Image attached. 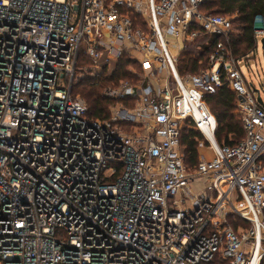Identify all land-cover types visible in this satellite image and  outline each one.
I'll return each instance as SVG.
<instances>
[{
    "label": "built area",
    "instance_id": "1",
    "mask_svg": "<svg viewBox=\"0 0 264 264\" xmlns=\"http://www.w3.org/2000/svg\"><path fill=\"white\" fill-rule=\"evenodd\" d=\"M206 1L0 0V264H262L264 83L239 64L264 50V20L237 57L232 19L202 14ZM199 34L218 36L208 68L181 76L174 56ZM83 43L94 65L128 53L144 73L105 92L133 106L104 121L73 95ZM220 88L244 131L234 146L218 144L204 101ZM183 124L209 153L195 166Z\"/></svg>",
    "mask_w": 264,
    "mask_h": 264
},
{
    "label": "trees",
    "instance_id": "2",
    "mask_svg": "<svg viewBox=\"0 0 264 264\" xmlns=\"http://www.w3.org/2000/svg\"><path fill=\"white\" fill-rule=\"evenodd\" d=\"M203 5V10L207 12L205 13L206 15L222 16L234 13L238 14L239 17L237 23L243 30L242 36L239 39L242 41V44H245V50L239 52L235 39L233 38L231 41V48L235 54L240 55L245 51H249L253 47V21L257 16L262 17L264 20V0H207ZM212 7L216 10L213 9L215 11L211 10V12H209L208 9L210 10ZM209 39L211 40L207 47L200 53L197 51L198 48L196 47L195 49V46H192V44L184 49V55L189 59L184 64L186 70L180 72L181 74L184 73L183 76L198 73L202 68L201 61H203V59V64L206 65L208 54L218 40V36L213 35ZM192 54L194 55L193 57ZM79 57L78 63L83 66L87 60L82 53ZM129 63L130 62L127 59H123L119 65L116 66L115 70L108 74V77H105V73L103 74L104 77L101 79L102 82H116L118 79H125L127 75H130L129 72L125 70V67L128 66ZM186 71L187 73H185ZM104 85L106 84H99L95 81L92 83L90 81H80L73 89L74 91L76 88L78 91L77 93H80L81 97L84 98L88 108L87 117L89 118L101 121L109 118L108 109L112 102L101 96L102 87ZM204 101L207 107L209 105L210 110L212 111L211 114L215 117L217 123L216 141L220 146H234L243 139L244 131L242 124L234 113L235 95L232 92L226 88H220L215 94L205 96ZM125 104H127V101L124 102V105ZM200 139V135L191 128H188L187 132L183 133L181 137L180 145L184 148L186 155L188 156L190 166L194 165L193 163H195V165L197 164L195 161L197 160V147ZM208 264L225 263L220 260V257L218 256ZM262 264H264V261Z\"/></svg>",
    "mask_w": 264,
    "mask_h": 264
},
{
    "label": "rangeland",
    "instance_id": "3",
    "mask_svg": "<svg viewBox=\"0 0 264 264\" xmlns=\"http://www.w3.org/2000/svg\"><path fill=\"white\" fill-rule=\"evenodd\" d=\"M203 6L200 7V12L202 14H205L207 12L205 10H203ZM213 9H215V8L212 7L210 10L208 9V11L211 12V10L212 11L216 10V9L215 10H213ZM141 15L142 14H140V13H135V12L133 13L132 12V13H129V18L132 21V25H133L134 29H139L141 31H145L146 27H147L146 26V19L144 18V16H141ZM222 16H226V17L232 19L233 35H234L235 43L237 44L236 45L237 49L239 52L244 51L245 50V44H242V41L239 39L242 36L243 30H242V27L237 23V20L239 17L238 14L234 13L231 15L227 14V15H222ZM210 37H212L211 34L210 35L199 34L197 39L190 42L186 47H188L192 44V46H195V49H196V47L198 48L197 51H198V53H200V52L204 51L205 48L207 47L208 43L211 40V39H209ZM236 38H238V39H236ZM253 45H254V43H253ZM80 49L81 50H80L78 56H81V53H82L84 55V57L86 58L87 62L83 66L79 65V63L77 62V67H76L77 71L76 72L78 73L79 76H77L75 78V83L77 85L78 82H80V81H82V82L83 81H90L91 83L95 81L99 84L100 83L106 84L102 87V91H101V96H103V97H105V92L108 89H117L121 83L131 82L132 84H137L139 82L140 77L144 74L140 70L141 69L140 64L138 62H136L135 59L128 53L123 54L121 56H119L117 52L110 54V55L103 54V56L100 59L101 61L99 63V66H98V65L92 64L90 59L87 56H85L86 47L84 46V43L81 45ZM175 50H178V48ZM252 50L253 49L251 48L249 51H245L239 55V54H235L233 49H232L233 54L237 57L248 54ZM211 51H210V53H211ZM177 53H179L178 56L177 57L174 56L177 60V62H176L177 70H178L179 74L181 76H183L184 73L181 74L180 72H184V70H186V67L184 68V64L189 58L185 57L184 50L182 52H177ZM209 54H208V56H209ZM193 56L194 55L192 54V57ZM108 57L110 58L111 61H109L108 63H105L104 60H106ZM79 58L80 57H77V61L79 60ZM123 59H127L130 62L129 65L125 67V70L128 71L130 75H127V77L125 79H123V78L118 79L116 82H113V81L102 82L101 79H102V77H104L103 74L105 73V77H108V74L111 71H114L116 66H118L119 63ZM203 62H204V59H203V61H201L202 68L200 70H204V69L208 68L207 64L204 65ZM239 68H240V71L242 72L243 76L245 77L246 81L248 83L252 84L253 87H257L259 78L264 83V50H262V48L258 47V52L256 53V55L254 57H250L246 62L240 63ZM185 73H187V71ZM154 83H158V82H154ZM77 92L78 91L75 88V90L73 91V95L75 97H78L85 104V106L87 108V104H86L84 98L81 97L80 93H77ZM109 100H111V99H109ZM110 102H112V103L109 105V108L112 109V111H115L116 108H118L119 106H122V104H124V102H126V100H124V101L111 100ZM124 106L130 108L133 106V104L128 102V105H124ZM208 109L210 110L209 105H208ZM210 112H212V111L210 110ZM102 121H104V120H102ZM120 127H121L122 131L125 132L127 135H130V134L134 135L136 133V137H138L140 139L143 136V134H149L150 133L148 126L144 127L142 125H134V124L124 125V124H121ZM186 132H187V129L185 128V126L183 124L180 137H182L183 133H186ZM198 151L199 150L197 147V160L195 161L196 163H198L200 161V156H201ZM179 152L183 155L184 160H185V164L187 166H190L189 165L190 163L188 162V156L186 155V152L181 145L179 147ZM206 156L208 157L209 154H207ZM186 158H187V161H186ZM193 164L195 165V163H193ZM194 165H192V166H194ZM202 190H203V188L199 189L198 191L197 190H194V191L196 193H201ZM233 221H234L233 216H231V215L227 216V222L230 225H233Z\"/></svg>",
    "mask_w": 264,
    "mask_h": 264
},
{
    "label": "crops",
    "instance_id": "4",
    "mask_svg": "<svg viewBox=\"0 0 264 264\" xmlns=\"http://www.w3.org/2000/svg\"><path fill=\"white\" fill-rule=\"evenodd\" d=\"M205 149H206V148H204V147L201 148V149L198 148V150H199L198 152H199L200 155H201L200 157L209 158V156H208V157L206 156V155L209 154V153H208V151L205 150ZM199 189H201V187H200L199 185H197V186L194 187V190H197V191H198Z\"/></svg>",
    "mask_w": 264,
    "mask_h": 264
},
{
    "label": "water",
    "instance_id": "5",
    "mask_svg": "<svg viewBox=\"0 0 264 264\" xmlns=\"http://www.w3.org/2000/svg\"><path fill=\"white\" fill-rule=\"evenodd\" d=\"M261 44H262V46H263V44H264V40L261 41ZM258 101L260 102V99H259V98H258Z\"/></svg>",
    "mask_w": 264,
    "mask_h": 264
}]
</instances>
